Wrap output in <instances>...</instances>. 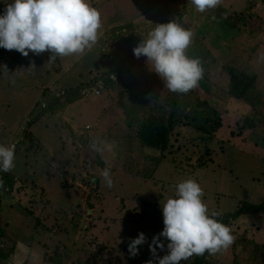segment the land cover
Here are the masks:
<instances>
[{"label": "rangeland", "instance_id": "rangeland-1", "mask_svg": "<svg viewBox=\"0 0 264 264\" xmlns=\"http://www.w3.org/2000/svg\"><path fill=\"white\" fill-rule=\"evenodd\" d=\"M91 1L96 3L102 22L105 17H112L113 24L139 11L148 17L172 15L174 20L180 18L182 23L189 25L191 22L194 36L187 53L190 51L199 57L208 50L215 54L213 48L218 49L234 71L244 70L256 75L255 87L250 90L246 102L237 104L241 113L239 119L228 114L220 121L221 113L216 112L219 100L214 84L223 85V81L228 80L222 67L210 64L197 88L187 94L172 93L151 69L145 57L136 58L133 55L139 41L136 40L133 47L128 45L129 48L115 46L116 42L127 45L126 41L132 39L122 37L112 41V54L113 64L122 68L124 80L122 83L119 81L115 88L105 90L99 97L82 98L78 90L81 86L77 84L84 82L90 76L89 72L96 69L99 50L104 46L103 33L108 28H118L129 22H119L106 28L103 25L100 38L91 50L79 56L57 57L52 62H49V52L39 55L30 52L29 56L24 57L15 50L0 48V144L9 146L16 143L14 169L8 173L0 172V180L14 182L11 184L14 188L12 195H9V188L1 194V197L7 195L8 200L3 204L0 202V238L5 240L0 244L8 247L16 240L25 245L35 242L27 264H39L45 252L44 245L62 240L76 247L75 260L85 261L88 258V264H111L106 263L110 258L124 260L127 257L126 252L119 249L112 252L108 246L129 241L131 236L136 238L142 232L146 237V249L143 252L144 244L139 246L136 264L140 261L141 264H149V261L158 264L157 258L168 254V241L159 238L166 247L163 250L157 248L155 257L149 251L147 242L158 236L163 227H157L160 231L154 233V227L150 231L144 229L147 223L145 218V222H138L137 211L143 213L144 206L137 201L156 202L162 188L155 178L152 180L146 176L151 168V160L146 157L158 160L154 177L161 176L165 180L171 195L175 191L172 185L182 179L179 173L188 168L184 165L192 163L197 166L203 160L210 159L211 164H206L202 173L197 172L194 180L202 181L200 185L206 191L212 189L221 196L220 203L223 200L225 205L222 213L235 211L246 202L255 205L264 202V49L248 64L243 47L237 45H250L247 41L253 34L252 28H256L253 30L260 34L257 37L254 34L255 42L264 46V41L259 42L264 39V32L257 28L261 22L258 19L251 21L255 15V18L264 21V0H252L253 9L249 12L246 9L250 0H222L220 6L208 11L206 21L202 23L193 19L196 10L190 0ZM8 3L11 0H0V14H3ZM215 10L220 14L240 12L244 24L236 28L238 32L223 33L218 23L213 25V30L211 22L217 20ZM247 14H250L249 18ZM186 16L192 20L186 19ZM154 26L143 28V33ZM202 26L203 29L200 28ZM261 27L264 29V26ZM239 33L246 38H240L235 43ZM115 56L125 65L116 62ZM152 75L154 77H150ZM13 79L14 83L11 82ZM75 85L77 90L73 88ZM72 90H75L72 94L74 98L71 102L65 100L66 103L62 105L61 101L65 99L62 94L65 91L71 93ZM123 95L128 104L120 105ZM43 104L44 107L59 104V109L56 107L53 113H43ZM148 112H157L171 121V146L163 153L146 149L142 154L128 153L123 142L138 125L140 117ZM246 120L254 123L255 127L248 129L244 124ZM98 139L114 141L115 151L103 154L91 151V143ZM163 155L166 157L160 159ZM173 161L179 162L182 169L177 171ZM91 162L94 164L90 165ZM105 167L111 170V188L105 186L100 175ZM162 194L163 200L169 198L164 191ZM44 195L50 199L54 209L49 206L44 211L36 206L39 213L33 210L32 215L29 202L35 199L44 201ZM206 203L212 208L217 206L215 200ZM65 205V211L57 210ZM125 206L136 207L137 211H127ZM262 214L242 216L232 229L237 245L255 244L261 249L259 254L253 256L249 251L230 247L210 256L212 261L218 264H233L234 261L237 264H264ZM19 219L17 231H11L14 229L7 225L14 226ZM86 235L102 246L88 245ZM18 250L20 259L10 260L13 264H21L23 259V250L19 246Z\"/></svg>", "mask_w": 264, "mask_h": 264}, {"label": "clouds", "instance_id": "clouds-1", "mask_svg": "<svg viewBox=\"0 0 264 264\" xmlns=\"http://www.w3.org/2000/svg\"><path fill=\"white\" fill-rule=\"evenodd\" d=\"M190 2L196 12L203 14L220 6L222 0ZM102 28L101 13L90 0H11L0 14V48L15 50L24 57L30 52L34 55L49 52V62H52L57 57L79 56L91 50L97 44ZM193 36L190 29L176 20L158 24L143 35L133 49V55L136 58L145 57L170 92L187 94L199 86L204 75L200 58L187 55ZM11 82L14 83V79ZM115 149L114 141L102 139L90 145V150L97 154L114 152ZM15 152L16 143L9 146L0 144V172L8 173L14 169ZM100 175L106 187H113L108 167L103 168ZM4 183L1 179L0 188L4 187ZM203 197V188L192 178L175 185V195L169 197L162 207L163 230L152 238L149 245V251L155 257L156 249L163 250L165 247L159 238L168 241V254L157 258L158 264H181L194 255L204 256L206 253L214 256L233 245L236 237L232 229L218 219L221 216L219 211L209 210ZM4 241L0 238V243ZM145 242V235L138 233L129 243V254L138 255V247ZM18 246L25 256L30 253L22 242H18ZM14 250L15 242L8 247L0 244V253H11L12 257ZM9 260L7 257L3 263L12 264Z\"/></svg>", "mask_w": 264, "mask_h": 264}, {"label": "trees", "instance_id": "trees-1", "mask_svg": "<svg viewBox=\"0 0 264 264\" xmlns=\"http://www.w3.org/2000/svg\"><path fill=\"white\" fill-rule=\"evenodd\" d=\"M252 0H250V3L247 6L246 12H249L253 9L252 6ZM92 6L96 7V3H94V1H91ZM213 11V10H212ZM216 15L215 16L217 18V20H212L211 22V26L212 29L214 30L215 27H213L214 24H217L221 30L223 29V33L230 31H237V27L240 25L244 24V20L240 19V12H233V13H217V11L215 10ZM213 13V12H212ZM209 14V12H205L203 14L195 12L193 15V19L197 22V23H202L204 21H206L207 19V15ZM223 15H226V17L224 18ZM246 17H250V14H247ZM256 15L251 18V21H260L261 24H259V26H257V28H261V30H263L262 32H264V29L261 26H264V21L260 18H255ZM190 18V16H186V19ZM191 19V18H190ZM258 19V20H257ZM174 20V18L170 17V19H166V20H162L159 21L157 23H155L154 25H158V24H163V23H168L170 21ZM192 20V19H191ZM178 23H180L182 26H184L187 29L193 30L191 28V26L193 25L191 22L188 24L186 23H182L181 19L179 18V20L177 21ZM215 22V23H214ZM243 22V23H241ZM247 22V21H246ZM203 29V26L200 27ZM253 29L256 28H252V33L250 36L249 41L250 45H239L240 47H243V51L246 53V58H247V62L249 64V62L255 57L256 54H260L262 52V50L264 49V46L262 47V43H256L255 42V38H254V34L259 35L260 32H257ZM251 31V30H250ZM261 32V33H262ZM240 38H246L244 34H238L236 39H235V43L236 41L240 40ZM262 38H264V35H262ZM248 40V39H247ZM264 41L260 40L259 42ZM252 44H254L252 46ZM213 48V47H212ZM215 50V54L211 53L209 50L206 51V54H200V56L202 57V64L204 67V72L206 73V68L210 66V64L212 65H219L220 67H222V69L226 72L227 76H228V80L227 81H223V85H219V84H214L216 86L215 94L217 95V99L219 100V107L216 110V112L221 113L219 115L220 121L222 120L221 117H227L228 114H232V116L235 119H239L241 116V113L238 110V103H242V102H246V99L249 95L250 90H252L255 87L256 81H257V77L254 74H251L249 72H246L244 70H241L239 72L234 71V69L230 66L229 62L224 60V57L221 55V53L219 52L218 49H214ZM193 51V50H192ZM187 55L190 58H195V54L193 53V55L191 54V52L189 51L187 53ZM221 55V56H220ZM199 56V58H200ZM115 67V66H114ZM116 68V67H115ZM118 71V82L120 81V83H122V81L124 80L123 78V71L121 72L120 70ZM204 73V74H205ZM150 77H154V75L150 76ZM115 84L112 83H108L107 86V90L108 89H113ZM219 86V87H217ZM77 90V88L75 89ZM75 90H72L71 93L66 97V102H71V99L74 98V96H72V94L75 92ZM106 90V91H107ZM77 94V93H76ZM75 94V95H76ZM121 96V95H120ZM121 99H123L122 103L120 105H124L128 104V101H125V95H123L121 97ZM52 100V99H51ZM66 102H64L62 105H64ZM69 104V103H68ZM41 105V104H39ZM50 105V104H48ZM59 109V104L56 105H50V106H46L44 107V109L42 110V112H49V113H53L54 111H56L57 109ZM39 108V107H38ZM136 107H134V109H136ZM56 109V110H55ZM245 112V111H244ZM225 113V114H223ZM220 121L217 123H220ZM239 122V120H237ZM244 124H247L248 129L251 130V128L255 127L254 123H252L251 121H245ZM172 126L171 125V121H167L165 116H161L159 115L157 112L152 113V112H148L144 117H140L139 119V123L138 125H136L130 134H128V138L127 140H125L123 142L124 147L127 149V152H136L138 154H142L144 152V150H152V151H157L160 153H163L166 151V149L170 148L171 143H170V137H171V133H172ZM67 128V127H65ZM32 136V135H31ZM30 136V137H31ZM122 141V140H121ZM67 142V141H66ZM208 154H210V152H208ZM164 157H166L165 155L161 156L160 159H164ZM213 157V156H212ZM149 161H150V167L147 173V177L151 178L152 180H154L162 187L161 191L159 192L158 195V200L156 202H146V201H137L138 204H142L144 206L143 209V213L137 211L136 207H131L129 208L128 206H125L124 208L127 211H130V209L132 211H137L139 213V218H138V222L140 223V221L143 223V219L145 218V220L147 221V223L145 224V230L146 231H150L153 230L154 227L156 229H154V233H157L158 231H160L159 229H157V227H164L163 225V216H162V207L163 204L166 200H163V194L162 192L164 191L166 194H168L169 197H173L175 195V191L173 193V195H171V193L168 191L167 187H166V183L165 180L161 177V176H155L156 172H157V167H158V160H156L153 157H146ZM218 158V157H217ZM220 160V158H218ZM94 163H90V165H93ZM95 164H97V162H95ZM173 164L175 166V168H178L177 171H179L181 168V164L179 162L173 161ZM211 164L210 159H205L202 161V164L200 165H195V164H189V165H184L185 168H187L186 171L182 170V172L179 173L180 178V182L188 179V178H192L195 179L197 177V172L202 173V171L205 169V166ZM203 180V179H202ZM199 184H202V181L200 180H196ZM179 183V182H177ZM11 184H13L12 182H5L3 185L4 187L0 188L1 191L5 192L7 188H9V195H12L14 192V188H12ZM175 185H172V189L175 190ZM204 201H213L215 200V202L217 203V206L215 208H212L210 204H207L209 207L210 211H219L221 213V216L218 218L222 223L228 225L231 229H233L235 226V223L240 219V217L242 216H246V215H256V214H264V202L260 205H255L252 203H244L242 206H240L238 209H236L235 211H226L222 213V207H225V205L223 206L224 201L222 200V204L220 203V195H218L217 192L213 191L212 189H210V192L206 191L204 188ZM50 200V199H49ZM47 195H44V201L43 200H34V201H30L29 204V208H31L32 211L31 214L33 215V210H35V213H37V210L39 208V210H47V207L50 206L54 209V207L52 205H50V202ZM34 204H33V203ZM36 206H39L38 208ZM66 209V205L65 206H61L59 209H57L58 211H65ZM38 210V211H39ZM56 211V210H55ZM131 212V211H130ZM131 214V213H129ZM262 214V215H263ZM140 220V221H139ZM145 222V221H144ZM141 224V223H140ZM136 229H138V227H135ZM152 233V232H151ZM86 237L88 238V245L90 246H102L101 244H99L98 242L92 240L90 238V235H86ZM134 239L133 236H131V239L129 241H124V242H120V243H111L108 247L111 248L112 252H115L116 249L122 250L123 252H126V259L121 260V259H116L115 257L110 258V260H107L106 263H111V264H136V257L139 256L140 254V247H138V255L136 256H131L129 254L128 251V246L129 243L131 242V240ZM50 244H46L44 245V250L45 252H43V256L42 259L39 260L40 263L39 264H88V258L85 261H82L81 259H77L75 260L73 258V256L75 254H77V250L76 247L74 245L68 244L67 241H62L59 240L58 242L55 241H50ZM110 243V242H108ZM148 246L152 243V240L148 241ZM34 243H32L31 245H27V247L29 249H33L34 247ZM94 244V245H93ZM142 247V246H141ZM166 247V246H165ZM231 248L233 250H242V251H249V253L253 256H255L257 253L259 254L261 249L255 245V244H239L237 245V239H235V242L233 243V245L231 246ZM250 248V249H248ZM143 252L146 249L145 244L143 245ZM51 250V251H50ZM49 251V252H46ZM142 252V253H143ZM9 257L8 254H4V253H0V264H4L3 261ZM124 261L126 263H124ZM189 261H191V264H218L212 261V259L210 258V255H208L207 253L204 256H193L190 259H188L187 261H182L181 264H189ZM141 264V261L140 263ZM233 264H237L236 261H234Z\"/></svg>", "mask_w": 264, "mask_h": 264}, {"label": "bare ground", "instance_id": "bare-ground-1", "mask_svg": "<svg viewBox=\"0 0 264 264\" xmlns=\"http://www.w3.org/2000/svg\"><path fill=\"white\" fill-rule=\"evenodd\" d=\"M178 21V20H176ZM121 28L119 31L118 29ZM114 31V32H112ZM138 31L134 27H130L129 25H122L120 27H111L108 28L102 35L104 46L101 49L100 55H99V66L100 71L91 78V80L81 85L79 90L80 96L84 99L87 98H95L101 96L105 90H107V84H117L118 83V71L114 67L113 64V54H112V46L111 43L115 39H119L122 37L127 36H140L137 35ZM101 85V88L98 87V85ZM70 94V91H65L63 97L66 99V97ZM58 96V95H57ZM65 99L61 101L63 104L65 102ZM85 132V130H84ZM97 182V181H96Z\"/></svg>", "mask_w": 264, "mask_h": 264}, {"label": "crops", "instance_id": "crops-1", "mask_svg": "<svg viewBox=\"0 0 264 264\" xmlns=\"http://www.w3.org/2000/svg\"><path fill=\"white\" fill-rule=\"evenodd\" d=\"M232 2H235V0H233ZM232 2H231V4H232ZM153 9H156V7L154 8V7H152ZM172 15H166V16H162V17H160V18H154V17H157V16H153V17H148L147 16V14L145 13V14H141V11H139V13H135V14H132V15H129V16H125L124 18H122L119 22H129L127 25H129L130 27H134V25L135 26H139V27H134L137 31H138V34L137 35H140L141 33H143V28H146V27H150V26H152V25H154L155 23H157V22H159V21H162V20H166V19H170V17H171ZM148 17V18H147ZM114 19H112V17H105L104 19H103V25H104V28H106V27H111V26H114L116 23H119V22H116V23H111L112 21H113ZM176 20H179V18H177ZM131 23V24H130ZM134 25H133V24ZM142 30H141V29ZM140 29V30H139ZM147 33V31H144V33L143 34H141L140 36H128V37H126V38H128V39H130V38H132V39H130V40H128V41H126V44L127 45H125L124 43H122V42H120V43H115V46H120V47H123V46H126V48H129V46H134V44H136V40L137 41H139V42H141V40L143 39V35H145ZM135 37L137 38V39H135ZM133 41V42H132ZM129 45V46H128ZM111 46H112V43H111ZM102 48V47H101ZM101 50V49H100ZM100 50H99V54H100ZM112 53H113V51H112ZM99 54H98V56H97V61H96V69L94 70V71H90L89 72V75L90 76H87V78H86V80L83 82H78V84H77V86H81V85H83V84H86V83H88L90 80H91V78L93 77V76H95L99 71H100V66H99ZM115 55V54H114ZM115 58H116V62H118L121 66H124L125 64H124V62L122 61H119V59H118V57L117 56H115ZM117 69H119L121 72L123 71L122 70V68H119V67H117L116 66V64L114 65ZM139 71H141V70H139ZM93 73V74H92ZM92 74V75H91ZM92 76V77H91ZM77 86L75 85L73 88H77ZM115 86L116 85H114V88H115ZM103 95V94H102ZM25 182V181H24ZM14 193V192H13ZM1 194H2V192L0 193V202L3 204V203H5L8 199V197H7V195L6 196H4V197H1ZM10 197H12V196H9V198ZM6 205H8V202L6 203ZM5 206V205H4ZM4 208V207H3ZM22 217H20V219H21ZM20 219H19V221L18 222H16L15 224H14V226L13 225H9L8 223V227L10 226V228L12 229H14V230H11V231H17V228L20 226ZM1 225V224H0ZM9 228V229H10ZM11 231H10V233H11ZM21 232H22V229H21ZM17 249H18V241L16 240L15 241V250H14V252H13V255H12V257H10L9 259L10 260H14L15 258L16 259H20V255H19V250L17 251ZM21 249V248H20ZM25 256V255H24ZM23 256V259H21V264H27L28 263V261L30 260V259H28V257H29V254L27 255V256H25L24 257ZM9 260V261H10ZM40 262V261H39ZM11 263H12V261H11ZM13 264V263H12Z\"/></svg>", "mask_w": 264, "mask_h": 264}, {"label": "built area", "instance_id": "built-area-1", "mask_svg": "<svg viewBox=\"0 0 264 264\" xmlns=\"http://www.w3.org/2000/svg\"><path fill=\"white\" fill-rule=\"evenodd\" d=\"M98 87L101 88V85L99 84Z\"/></svg>", "mask_w": 264, "mask_h": 264}]
</instances>
